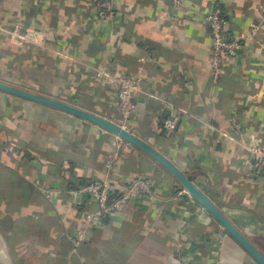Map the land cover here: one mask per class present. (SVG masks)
<instances>
[{
  "label": "crops",
  "instance_id": "obj_1",
  "mask_svg": "<svg viewBox=\"0 0 264 264\" xmlns=\"http://www.w3.org/2000/svg\"><path fill=\"white\" fill-rule=\"evenodd\" d=\"M1 0L0 81L76 105L131 131L194 183L264 255V178L247 147L264 145V0ZM219 7L242 50L214 82L204 16ZM48 33L45 46L10 30ZM256 35L251 37L253 28ZM100 68L139 80L136 109L123 120L116 87ZM237 114L239 128L231 123ZM176 117L170 132L164 122ZM155 197L106 216L77 253L65 223L67 194L109 179L122 194L133 178ZM45 189L57 195L47 199ZM153 158L118 136L61 110L0 92V264H258ZM178 196V197H177ZM81 210L98 205L83 198Z\"/></svg>",
  "mask_w": 264,
  "mask_h": 264
},
{
  "label": "built area",
  "instance_id": "obj_2",
  "mask_svg": "<svg viewBox=\"0 0 264 264\" xmlns=\"http://www.w3.org/2000/svg\"><path fill=\"white\" fill-rule=\"evenodd\" d=\"M175 9H184L185 4L182 0H171ZM1 2V0H0ZM96 14L99 20H112L115 17V10L111 0H99L96 6ZM204 23L208 29L211 38V74L214 82H217L226 71L229 62L234 61L242 50L241 39L229 36L226 32L228 20L219 7H214L204 16ZM10 35L21 43L35 44L45 46V37L48 33L37 30L25 29L20 23H17ZM256 35V27L253 28L251 37ZM97 75L105 79L108 83L116 87L117 105L121 118L128 120L136 109L135 97L140 92V82L138 79L130 76H118L112 74L107 68H100ZM231 123L239 128L237 114L231 117ZM167 131H174L178 127L176 117L168 118L163 125ZM253 160L254 175L257 178H264V145L253 144L247 147ZM67 194L71 200L72 207L77 211L74 218H68L65 223L76 229V234L69 238L70 251L75 254L79 247L89 240L88 234L101 223L104 218L124 204L136 201L141 197L154 198V192L149 181L143 178H133L128 183L127 188L122 194L115 192L114 185L109 179H99L89 182L75 189H70ZM43 195L47 199H52L57 192L45 189ZM181 195L190 196L186 190ZM88 197L98 205L96 210H81L79 206L83 205V198ZM178 197V196H177ZM216 264L219 260H216Z\"/></svg>",
  "mask_w": 264,
  "mask_h": 264
},
{
  "label": "water",
  "instance_id": "obj_3",
  "mask_svg": "<svg viewBox=\"0 0 264 264\" xmlns=\"http://www.w3.org/2000/svg\"><path fill=\"white\" fill-rule=\"evenodd\" d=\"M0 92L19 97L34 103L52 107L82 120L90 122L103 128L121 138L124 142L130 143L139 150L153 158L162 167L167 169L184 187L190 197L202 206L222 228L246 251L258 264H264V255L256 246L228 219V217L207 197V195L194 183L192 176L185 175L174 163L160 152L143 142L131 131L121 125L94 114L76 105L61 100L40 95L24 88L0 81Z\"/></svg>",
  "mask_w": 264,
  "mask_h": 264
}]
</instances>
